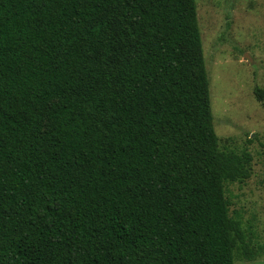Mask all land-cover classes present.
Wrapping results in <instances>:
<instances>
[{"label": "trees", "instance_id": "16d2710c", "mask_svg": "<svg viewBox=\"0 0 264 264\" xmlns=\"http://www.w3.org/2000/svg\"><path fill=\"white\" fill-rule=\"evenodd\" d=\"M263 92V91H260ZM196 0H0V264H235Z\"/></svg>", "mask_w": 264, "mask_h": 264}, {"label": "rangeland", "instance_id": "374dc122", "mask_svg": "<svg viewBox=\"0 0 264 264\" xmlns=\"http://www.w3.org/2000/svg\"><path fill=\"white\" fill-rule=\"evenodd\" d=\"M196 1L220 147L253 156L251 177L226 183L253 253L235 264H264V0Z\"/></svg>", "mask_w": 264, "mask_h": 264}]
</instances>
